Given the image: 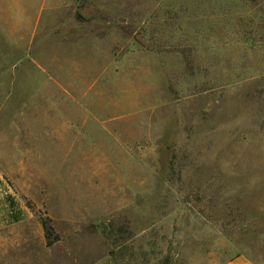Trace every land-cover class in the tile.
I'll return each mask as SVG.
<instances>
[{
    "label": "rangeland",
    "instance_id": "obj_1",
    "mask_svg": "<svg viewBox=\"0 0 264 264\" xmlns=\"http://www.w3.org/2000/svg\"><path fill=\"white\" fill-rule=\"evenodd\" d=\"M237 255L264 264V0H0V264Z\"/></svg>",
    "mask_w": 264,
    "mask_h": 264
},
{
    "label": "crops",
    "instance_id": "obj_2",
    "mask_svg": "<svg viewBox=\"0 0 264 264\" xmlns=\"http://www.w3.org/2000/svg\"><path fill=\"white\" fill-rule=\"evenodd\" d=\"M223 264H255L250 259L243 255H237Z\"/></svg>",
    "mask_w": 264,
    "mask_h": 264
},
{
    "label": "trees",
    "instance_id": "obj_3",
    "mask_svg": "<svg viewBox=\"0 0 264 264\" xmlns=\"http://www.w3.org/2000/svg\"><path fill=\"white\" fill-rule=\"evenodd\" d=\"M41 224H42L43 229L45 230V240H46V245H47V246H51V245L53 244V240H50V239L48 238V232H47V230H46V227H45L44 222H41Z\"/></svg>",
    "mask_w": 264,
    "mask_h": 264
}]
</instances>
